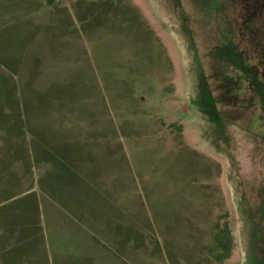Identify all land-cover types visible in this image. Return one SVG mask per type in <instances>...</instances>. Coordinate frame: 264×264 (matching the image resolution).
Here are the masks:
<instances>
[{
  "label": "rangeland",
  "instance_id": "374dc122",
  "mask_svg": "<svg viewBox=\"0 0 264 264\" xmlns=\"http://www.w3.org/2000/svg\"><path fill=\"white\" fill-rule=\"evenodd\" d=\"M41 17L0 29V119L43 121L33 151L58 153L96 230H123L124 264H264V0H54Z\"/></svg>",
  "mask_w": 264,
  "mask_h": 264
},
{
  "label": "crops",
  "instance_id": "0c3cea01",
  "mask_svg": "<svg viewBox=\"0 0 264 264\" xmlns=\"http://www.w3.org/2000/svg\"><path fill=\"white\" fill-rule=\"evenodd\" d=\"M51 2L0 0V29L12 30L22 21V29L38 30L34 17L41 14L43 26ZM10 115L0 119V208L16 195L23 205L0 212V264H124L123 230H96L94 217L78 207L77 194L64 193L55 180L61 170L58 153L49 148L57 159L43 162L45 150L41 155L33 151L43 144V121L34 126Z\"/></svg>",
  "mask_w": 264,
  "mask_h": 264
},
{
  "label": "trees",
  "instance_id": "16d2710c",
  "mask_svg": "<svg viewBox=\"0 0 264 264\" xmlns=\"http://www.w3.org/2000/svg\"><path fill=\"white\" fill-rule=\"evenodd\" d=\"M223 231L225 233L227 232L226 234H229L230 235L229 230H228V228H227L226 225H225V227H223ZM230 238H231V236H230ZM216 239H217L218 243H221V244L224 245L223 246L224 247V251L221 254H219V256L216 255L218 257V259L221 260V259L225 258L228 255L229 250H230L231 242L230 243H227V244H224V239L221 237L220 234L216 235Z\"/></svg>",
  "mask_w": 264,
  "mask_h": 264
}]
</instances>
